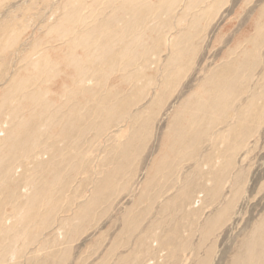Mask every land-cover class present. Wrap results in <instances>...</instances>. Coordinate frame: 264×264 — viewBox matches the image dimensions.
I'll list each match as a JSON object with an SVG mask.
<instances>
[{
  "label": "rangeland",
  "instance_id": "rangeland-1",
  "mask_svg": "<svg viewBox=\"0 0 264 264\" xmlns=\"http://www.w3.org/2000/svg\"><path fill=\"white\" fill-rule=\"evenodd\" d=\"M180 2L168 22L172 31L156 52L158 60L150 62L155 83L146 99L106 131H99L105 127L100 123L90 128L93 119L87 114L79 128L87 132L74 154L64 147L66 142L56 140L51 165L60 171V187L45 189L50 202L37 205L32 217L37 227L29 233L34 240L29 245L19 249L8 224L4 226L6 233L0 236L4 264H246L244 252L253 238H259L264 222V0ZM73 6L74 0H0V24L7 25L4 33L0 29L6 36H0V100L17 72L44 54L47 31ZM100 9V4L95 6ZM194 17L199 24L187 35ZM177 34L187 37L190 48L179 58L178 77L169 78L162 89L170 41ZM49 53L65 55L52 49ZM66 74L62 79L71 84V70ZM60 82H53L52 89H61ZM206 82L234 88L221 121L217 118L207 126L206 136L204 132L199 139L191 138L190 150L169 155V169L153 176L175 113L179 110L199 123L194 106L203 91H211ZM152 103L153 125L146 127L150 134L148 130L135 135L130 117ZM228 129L223 140L218 137ZM118 138L125 147L112 151ZM60 156L66 157L64 164L59 163ZM22 162L18 159L14 166ZM49 172L37 171V188L52 182ZM20 181L16 180L17 189L7 181L15 188L17 204L14 197L0 195V219L21 213L30 199L31 188ZM259 250L262 255L264 247Z\"/></svg>",
  "mask_w": 264,
  "mask_h": 264
},
{
  "label": "bare ground",
  "instance_id": "bare-ground-1",
  "mask_svg": "<svg viewBox=\"0 0 264 264\" xmlns=\"http://www.w3.org/2000/svg\"><path fill=\"white\" fill-rule=\"evenodd\" d=\"M102 1L74 0L73 11L54 29L47 31L43 43L49 46H45L44 54L32 59L23 68L24 72H17L12 80V87L0 100V116L4 114L5 117L0 120V195L4 193L5 196L10 195L11 199L14 196L18 198L14 193L19 186L16 180L20 179L25 187L32 190L24 210H20L22 206L17 207V211L20 210L21 213L14 211L11 219H0V236L3 237L6 233L4 226L8 224V230L13 232L11 239L14 245L19 242V249L34 241L29 234L37 227L35 218L32 217L36 214L37 205L47 206L50 202L45 189L49 186L60 187V171L54 164L51 165V160L56 156V140L66 142L64 147L70 150V154H74L83 140L84 132H87L79 129L87 121V114L93 119V127L90 125V128L100 123V127H105L98 130L106 131L111 128L114 120L123 121V116H129L132 108L146 99L148 88L155 83L149 74L150 62L155 64L158 60L156 52L162 49L168 39L167 35L172 31L168 29L170 17L181 3L180 0H104L102 4ZM99 4L101 9L96 11L95 6ZM158 10L162 12L157 15L155 13ZM193 19L195 21L188 25L187 35L192 34L199 24L198 18ZM1 25V33H4L6 23L1 22ZM15 31H12L10 37L15 36ZM186 39L184 35L177 34L170 41L171 57L164 67L162 89L169 78H177L182 69L179 58L190 48L188 43L186 45ZM62 47L65 49L64 56H52L49 53L52 49L55 54H63ZM67 70H71V84L67 78L62 79L63 76L66 77ZM236 74L234 72L235 76ZM56 80L62 81L61 89L53 90L52 84ZM206 83L211 91H203L201 100L197 101L199 105L196 103L194 106V116L199 119V123H192L191 118L182 115L179 110L175 113L168 125V132L165 133L157 162L152 167L153 176L169 169V155H181L190 150L191 138L199 139L204 132L206 136L207 126L212 125L217 118L221 121L228 99L235 92L234 88H227L225 85L219 88L217 83ZM153 104L130 117V130L135 135L145 134L148 130L150 134L151 128L147 130L146 127L153 125ZM229 132L230 129L221 132L218 137L223 140ZM120 147L124 149L125 145H120L118 138L112 151ZM48 155L52 158L43 160V156ZM60 158L59 163L64 164L66 157ZM18 159H23V162L14 166ZM16 169H20L22 173L17 174ZM37 171H50L48 176L52 182L37 188ZM7 181L15 188L9 187ZM106 191L109 194V190ZM30 192L27 191L26 194ZM16 198L14 203L17 202ZM259 235L258 239H254V235L253 239L249 237L252 240L247 245L248 252L243 251L248 254L246 264H252L251 260L255 259V264H259V260L261 264L264 262V253L260 255L258 252L264 247V222ZM144 253L150 255L147 250ZM0 258V261L5 259L1 252ZM2 261L0 264L5 263Z\"/></svg>",
  "mask_w": 264,
  "mask_h": 264
}]
</instances>
